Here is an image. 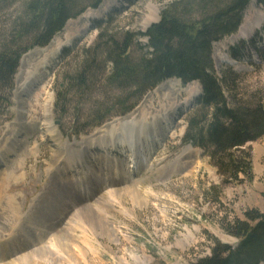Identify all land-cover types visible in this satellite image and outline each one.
I'll use <instances>...</instances> for the list:
<instances>
[{
    "label": "rangeland",
    "instance_id": "374dc122",
    "mask_svg": "<svg viewBox=\"0 0 264 264\" xmlns=\"http://www.w3.org/2000/svg\"><path fill=\"white\" fill-rule=\"evenodd\" d=\"M176 1L118 0L109 11L99 13L105 9L107 0H103L96 11L88 9L54 38L57 44L66 42L67 37L71 42L45 69L41 83L24 93L20 89L25 79L22 71L29 68V59L23 60L16 76L17 88L15 77L12 105L0 108V151L4 153L0 155V241L11 243L5 255L0 252V264H196L211 256L216 241L238 246L239 240L226 232L230 223L244 220L252 210L264 212V136L247 145L252 178L242 175L239 183L228 181L218 173L207 152L185 142L189 119L202 96L200 83L185 86L171 81L139 98L134 90L122 94L120 85L110 80L114 68L107 61V38L145 33L160 21L165 7ZM22 2L0 0V30L23 11ZM91 3L80 0L78 5L84 8ZM263 9L252 2L238 32L213 46L217 76L222 82L228 78L223 86L230 106L235 101L264 105ZM245 25L253 30L240 36ZM148 43L147 38H137L134 56L148 52ZM82 74L85 83L79 82ZM136 102L130 116L120 115ZM165 115L170 116L168 122H160L162 138L149 150L147 145L139 146L138 171L131 164L127 172V156L108 154V145L88 152L92 138H108L102 131H109L120 121L137 117L144 125ZM66 149L76 155L90 154V193L72 187L63 161L56 165L63 156L69 157L58 155ZM71 169L72 174L80 173V169ZM126 188H131L130 193ZM132 191L139 194V200ZM7 201L13 202V208L19 207V217L23 218L22 228H16L15 235L3 219L2 208L10 207ZM80 209L85 210L86 217H81ZM63 229L70 230L65 239L69 241L68 252L57 255L53 242L57 243ZM42 249L46 257L37 260L33 254ZM48 250L56 262L49 260Z\"/></svg>",
    "mask_w": 264,
    "mask_h": 264
},
{
    "label": "trees",
    "instance_id": "16d2710c",
    "mask_svg": "<svg viewBox=\"0 0 264 264\" xmlns=\"http://www.w3.org/2000/svg\"><path fill=\"white\" fill-rule=\"evenodd\" d=\"M23 1V11L0 30V108L11 106L14 76L22 56L35 47L48 46L70 20L88 9H99L103 3L92 0L90 6L81 8L80 0ZM252 2L264 8V0H179L169 3L160 21L146 33L107 38V61L114 68L110 80L120 85L122 94L134 90L141 98L172 79L185 86L200 83L202 96L189 119L185 142L207 152L218 173L235 183L241 182L242 175L252 178L247 145L264 136V105L235 101L230 106L223 86L228 78L222 82L217 76L212 50L215 43L238 32ZM139 37L149 40V51L135 57L132 50ZM84 77L82 74L79 82L85 83ZM137 102L120 115L129 114ZM226 232L239 240L238 246L216 241L211 256L196 264H264V212H247L244 220L230 223Z\"/></svg>",
    "mask_w": 264,
    "mask_h": 264
},
{
    "label": "bare ground",
    "instance_id": "6f19581e",
    "mask_svg": "<svg viewBox=\"0 0 264 264\" xmlns=\"http://www.w3.org/2000/svg\"><path fill=\"white\" fill-rule=\"evenodd\" d=\"M116 1H118V0H107L106 5H105V9H102L99 13H102V12L105 13V12L109 11L115 5ZM87 19H88V17H87ZM147 24L148 23H146L145 25H147ZM252 30H253L252 28H248L245 25L241 30L240 36H247ZM70 42H71V37H67L66 42L59 43V44L56 43L55 45H52L48 50H46L44 52L38 50L36 52V54H38V55H34L35 56L34 58L33 57L28 58L29 60L26 62L27 63L26 65L29 68H26V71H22V76L25 77V79H24V83L20 87V89L23 93L26 91H30L31 88L34 89L33 88L34 86L39 85V83H41V79L45 74L43 72L45 71V69L47 67L52 66V65H50L51 64L50 61L58 59L61 49L63 47L69 46ZM32 61H33V63H32ZM23 63H25V61H23ZM31 67L36 68V69H32ZM169 82H171V81H169ZM41 87H42V85H41ZM169 116L165 115L164 117H157L152 122L146 121V123L144 125H140V122H142V121H139L137 117L136 118L133 117L132 119H129V121L128 120L123 121V122L120 121V123H118L116 126H113L109 131H108V128L106 130L102 131V133H104L105 135L106 134L109 135L108 138L106 136H104V137L101 136L98 139L92 138V140L89 141V147H88L89 151L88 152L90 153L93 150L102 149L104 147V145H108L107 146V153L108 154L116 153L118 155L127 156V163H126L127 167H125L127 172H129L130 168H132L131 164H134L135 165L134 168H136V170L138 171L140 163L137 160V153L139 152L140 144L147 145L146 148H148V150L151 148V146L153 147L154 141H156V139L160 140L162 138V136L159 134L162 131L161 130V127H162L161 123L163 121L168 122ZM49 129H51V128H49ZM14 133H16V131ZM49 133H51V136L56 137L53 134L54 132H52V130L51 131L49 130ZM103 140H108V141L101 142ZM90 146L92 148H90ZM11 150L12 149H10L9 152ZM6 152H8V148L5 150V153ZM65 152L66 153H64V154L59 152L58 155H68L69 157L63 156L64 160L57 161L58 163H56V165L61 166L62 161H63L65 170L67 169L69 171L67 173V176L65 175V177H66V179L70 180L69 183L72 185V187H74V188L78 187V189L80 190L79 191L80 193H82V192H89L90 193L91 189L89 188L90 183H89V179H88V175H87V172L91 173V168L89 166L90 154H88V152L85 151L83 153L79 152V154L76 155L75 153L68 151V149H66ZM2 154L4 155L3 151H0V155H2ZM7 158H9V157H7ZM7 158L4 157V159H7ZM90 161H92V159H90ZM71 168H74L76 171L80 169V171H79L80 173L78 175L70 173V172H73ZM59 177H60V175H59ZM3 182L4 183L7 182V179L6 180L3 179ZM130 191H131V188L125 189V192H127V193H130ZM132 194L134 197H136L139 200L140 196L136 191L135 192L132 191ZM50 197H52V196L50 195ZM47 199H48V196H47ZM8 200H9V198H8ZM97 200H100V199H97ZM8 202L9 201H7V204H8ZM12 203L10 202L8 204V205H10L9 208L7 206H4V207L2 206L3 208L2 207L1 208L4 211V216H5V217H3V219L5 220L6 223L9 224V229L12 231V232L10 231L11 234L15 235L16 234L15 229L18 227L22 228L23 222H21V221H23V218L19 217V211H20L19 207L14 206V208H13V206H11ZM7 204H5V205H7ZM84 211L85 210H83V209H80V211L78 210V212L82 218L86 217V214L84 213ZM91 220H92V218H91ZM94 222L97 224L99 222V220L97 219ZM36 223H38V221H36ZM63 230H64L63 234H59L56 238L57 243L53 242L56 245L55 252L57 253V255H60L61 252L67 251L65 249L67 246H69V241L65 242V239H66V235H68L70 230L69 231L65 230V229H63ZM38 238H41V236H38ZM10 240L11 239L9 237L8 241H10ZM14 240L15 239H13V241ZM6 242L7 241H5V243ZM9 244L11 245V243H9ZM9 244L8 243L4 244L3 247L0 246V252H2V255H5L4 253L7 250V247ZM15 244H16V242H15ZM53 246L54 245H52V247ZM23 247H21L22 250H24ZM22 250L20 248L18 249L19 252H21ZM22 252H24V251H22ZM49 253H50L49 260L51 259V262H53V263H54V261L56 262V260H57V258H55L56 256L50 251H49ZM68 254H70V252ZM61 255H63V253ZM33 256L36 257L37 260H41V261L44 260L43 257H46L45 251L43 249L40 250L39 252H36V254H33ZM67 260L70 263L72 262L71 261L72 259H70L69 257H67ZM58 262L60 263V261H58Z\"/></svg>",
    "mask_w": 264,
    "mask_h": 264
},
{
    "label": "water",
    "instance_id": "95a60500",
    "mask_svg": "<svg viewBox=\"0 0 264 264\" xmlns=\"http://www.w3.org/2000/svg\"><path fill=\"white\" fill-rule=\"evenodd\" d=\"M147 30H148V29H147ZM146 32H147V31H146ZM52 44H53V43H52ZM52 44H51V45H52ZM51 45H50V46H51ZM42 50H43V49H41V51H42ZM43 52H44V51H43ZM51 64H52V62H51ZM176 81L181 82V81H179V80H176Z\"/></svg>",
    "mask_w": 264,
    "mask_h": 264
}]
</instances>
